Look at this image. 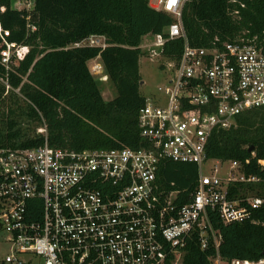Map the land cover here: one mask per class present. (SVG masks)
Returning a JSON list of instances; mask_svg holds the SVG:
<instances>
[{
  "label": "built area",
  "instance_id": "built-area-1",
  "mask_svg": "<svg viewBox=\"0 0 264 264\" xmlns=\"http://www.w3.org/2000/svg\"><path fill=\"white\" fill-rule=\"evenodd\" d=\"M187 1L151 5L174 18L146 48L172 75L165 99H147L140 111L144 146L74 151L46 141L39 147H0V242L10 243L13 251L0 264H182L195 235L202 249L217 250L209 264H264V256L223 258L222 235L209 216L211 210L225 223H261L255 213L264 211V195L249 188L262 180L247 175L242 161L230 162L226 178L218 167L212 175L203 172L213 133L264 107V51L244 39L193 46L182 19ZM13 7L32 12L35 0H18ZM9 36L0 18V41L6 45L1 60L7 68L29 50ZM177 38L184 39V48L171 59L163 51ZM81 45L105 48L107 43L92 35L76 44ZM164 160L197 164L196 190L189 196L161 192L157 177Z\"/></svg>",
  "mask_w": 264,
  "mask_h": 264
},
{
  "label": "trees",
  "instance_id": "trees-1",
  "mask_svg": "<svg viewBox=\"0 0 264 264\" xmlns=\"http://www.w3.org/2000/svg\"><path fill=\"white\" fill-rule=\"evenodd\" d=\"M2 7L8 40L29 50L7 68L1 60L6 45L0 41V147H39L46 141L53 148L74 151L145 145L139 127L147 102L140 90V60L145 53L141 44L145 36L163 33L174 22L171 15L152 7L150 0H35L32 12L15 9L13 0H0ZM182 19L193 46L244 39L264 51V0H188ZM92 35L104 36L107 46H76ZM183 48L184 39L177 38L163 53L176 59ZM98 57L117 91L111 100L104 98L100 81L89 68ZM42 127L45 132H39ZM207 153L210 160L242 161L247 175L262 180L249 190L264 195V107L215 131ZM198 180L197 164L171 160L162 162L157 177L161 192L178 191L183 196L196 190ZM230 188L233 195V184ZM209 216L222 235L223 258L264 256V211L255 213L259 224L225 223L218 211L210 210ZM216 254L213 246L202 249L195 235L182 264H209Z\"/></svg>",
  "mask_w": 264,
  "mask_h": 264
},
{
  "label": "rangeland",
  "instance_id": "rangeland-1",
  "mask_svg": "<svg viewBox=\"0 0 264 264\" xmlns=\"http://www.w3.org/2000/svg\"><path fill=\"white\" fill-rule=\"evenodd\" d=\"M18 0H13V4H15ZM157 0H150L151 5H156ZM154 35H147L143 38L141 48L143 50L144 55L140 60V71L143 78V83L141 85V94L145 96L147 99L153 100H164V92L163 89L168 84L169 78L172 75V72L169 67H162V62L160 58H152L149 52H146V48L148 45L154 42ZM26 49L22 50L20 56H23L26 53ZM97 62L101 64L100 69H94ZM89 68L91 69L92 74L100 81V86L103 92V96L106 100H111L116 97L117 91L114 88L113 84L108 78L105 67L101 61L98 59L94 62L89 63ZM101 71V73H99ZM160 88H162L160 90ZM1 126V123H0ZM44 131V128H40L39 132ZM230 162H225L224 164L216 161L209 160L203 166V172L205 174L212 175V170L215 167L219 168V176L222 178H226L230 172ZM13 254L12 245L7 242H0V262L3 261L7 255Z\"/></svg>",
  "mask_w": 264,
  "mask_h": 264
},
{
  "label": "crops",
  "instance_id": "crops-1",
  "mask_svg": "<svg viewBox=\"0 0 264 264\" xmlns=\"http://www.w3.org/2000/svg\"><path fill=\"white\" fill-rule=\"evenodd\" d=\"M98 59H101L100 57H98V58H96V59H94V60H92V61H90L89 63H91V62H94V61H96V60H98ZM96 65H101L99 62H97V64Z\"/></svg>",
  "mask_w": 264,
  "mask_h": 264
},
{
  "label": "water",
  "instance_id": "water-1",
  "mask_svg": "<svg viewBox=\"0 0 264 264\" xmlns=\"http://www.w3.org/2000/svg\"><path fill=\"white\" fill-rule=\"evenodd\" d=\"M249 151L252 152L253 151V147H251Z\"/></svg>",
  "mask_w": 264,
  "mask_h": 264
}]
</instances>
